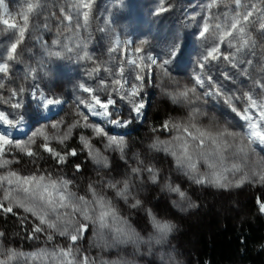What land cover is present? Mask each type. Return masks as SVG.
<instances>
[{"label": "rangeland", "instance_id": "374dc122", "mask_svg": "<svg viewBox=\"0 0 264 264\" xmlns=\"http://www.w3.org/2000/svg\"><path fill=\"white\" fill-rule=\"evenodd\" d=\"M6 1L14 11L21 3L28 6L32 2ZM83 1L64 0L72 23L64 33L47 32L51 39L41 40L42 66L49 70V78L29 83L24 90L27 94L18 93L10 100L9 109L0 108L6 113L22 112L24 116L21 128L5 125L0 130L9 131L13 140L12 144H0V205L12 207V212H5L0 207V216L13 214L17 227L26 220L35 221L31 233L26 234L21 228L14 232V239L25 240V248L6 253L2 245H5L7 236L0 237V264L5 261L7 264H81L84 257H87L88 264H185L177 244V217L206 207L213 193L220 189L234 192L241 188L247 191L264 188V181L259 179L264 175V142L253 135L254 131L264 133V48L257 49L252 37L254 34L264 40V29L260 28L264 23V0H241L240 5L235 0H163V5L160 0H93L97 21H106L115 32L116 41L112 48L106 46L109 35L105 33L99 35L98 46L93 44L91 34L98 33L99 26L95 21L94 29L85 30ZM162 6H167L168 10L157 15ZM233 22L237 24L236 29L231 28ZM205 23L208 29L200 37L198 33ZM241 26L245 29L243 33L238 32ZM34 31L36 35H43L40 28ZM153 33L155 38L151 45ZM121 36L129 42L126 51L131 61L136 65L141 63L140 68L120 61L110 65L118 52ZM176 40L186 48L183 63L167 65L166 74L155 65L148 67L147 56L158 61L165 59ZM213 46L219 47V53L229 54L228 60L222 57L216 71L210 69V58L203 67L200 66ZM68 48L72 51L69 52ZM55 52L61 55L57 57ZM85 52L91 59L84 56ZM110 69L113 72L111 79L107 75ZM68 71H72V78H68ZM212 72L215 78L210 84L208 80ZM137 73L144 76L143 83L136 80ZM121 75V84H116L115 80ZM197 77L204 81L203 86L196 82ZM81 83L92 88L93 94H98L102 100L111 93L122 119L128 118L132 102L136 101L144 104L143 115L124 128L106 124L80 103L81 99L91 101L89 93L79 88ZM140 84L142 87L137 89V95L121 98L132 91L131 85ZM35 86L49 98H60L62 103L49 110L42 109L31 95ZM217 89L219 95L204 94ZM184 91H188L187 97L179 95ZM249 96L256 101L255 104L248 100ZM17 101L22 107L12 108V103ZM233 107L236 112L232 111ZM153 113H159L160 120L152 127L156 134H149ZM83 115L88 116L87 123L103 127L110 136L123 138L126 144L123 153L119 149H106L107 137L96 136L92 128L84 127ZM250 123L255 129L249 127ZM54 124L58 126L52 127ZM79 126L82 131L77 133ZM41 131L43 135L39 134ZM65 135L68 139L61 143ZM81 136L89 139L90 148H84ZM153 144L157 147H150ZM45 145L64 155L65 162L58 163V157L46 151ZM78 145L88 153H99L95 159L88 154L85 162L80 163V171L69 162L71 150H76L78 155ZM173 151L191 156L196 170L178 166ZM37 157L47 166L39 168ZM100 157H107V167L96 162ZM149 167L156 171L155 182L151 179L152 173L146 170ZM133 169L140 171L134 172ZM33 176H44L45 179L39 184L36 181L26 185L21 183ZM197 176L204 177L205 182L197 184L193 179ZM217 177L227 187L208 182L209 178ZM8 180L13 183L9 184ZM64 180L69 181L66 189L61 184ZM241 180L243 183L237 187ZM125 182L129 185L127 190L123 188ZM53 183L57 186L53 187ZM113 184L116 186L112 187ZM169 184L180 187L185 197L182 199L168 191L165 185ZM24 187L29 188L28 193L22 190ZM121 192L124 195H120ZM81 196L84 197L82 202L78 200ZM100 196L106 201L104 206L95 202ZM49 197L53 201L51 206L47 204ZM136 199L141 204L132 207ZM215 201L219 203L217 198ZM73 203L76 208L86 210L91 219L83 221L82 213L74 210ZM190 204L196 207H189ZM25 208L32 210L25 211ZM221 209L216 211L220 213ZM13 210H19L23 215H17ZM148 210L157 220L175 224L167 239L160 244L155 238L162 236L154 228ZM40 217L45 220L43 225ZM80 221L88 228L73 242L70 235L75 234L74 229ZM102 223L106 226L101 227ZM49 224L55 227L49 228ZM38 226L40 232L35 231ZM61 232L65 234L61 235Z\"/></svg>", "mask_w": 264, "mask_h": 264}, {"label": "trees", "instance_id": "16d2710c", "mask_svg": "<svg viewBox=\"0 0 264 264\" xmlns=\"http://www.w3.org/2000/svg\"><path fill=\"white\" fill-rule=\"evenodd\" d=\"M85 3L91 4L90 9L84 8ZM95 6L96 2L93 0L83 1V13L88 11L87 20L83 16V24L87 32L96 27L95 21L98 22L95 17ZM25 14L28 17L25 37L18 44L16 52L11 53L13 59L9 60L7 56L10 53L11 43L15 42L18 37V28L25 23L23 18ZM34 16H36L35 22L33 21ZM4 20H8L9 24H16L17 29L9 28L3 23ZM71 23L72 21L68 19V9L64 5V0H32L28 6L21 3L17 11H14L7 1L3 0L0 4V51H2L0 52V63H7L9 69L7 73L0 72V83L4 84V88H0V108H10L9 102L12 100L13 91L27 94V91L24 90L29 83H39L49 78V70L43 69L42 66L41 53L43 52L40 47H42L41 42L43 41L41 40L51 39V35L47 32L56 34V32L61 31L64 33V29ZM98 26V33L92 32L91 34L93 44L98 46L99 35L105 33V35H109V42L106 46L112 48L116 41L115 32L102 19H99ZM35 28H40L43 35H36ZM252 37L255 39L257 49L264 48V40H260V36L253 34ZM154 38L153 33L150 38L151 45H153ZM119 42L121 44L118 45L116 57L110 62L111 66H114L117 61L126 65L132 62L126 51V48L129 47L127 38L121 36ZM185 49L181 47L182 55L172 64L183 63ZM217 55L219 56L218 59L210 58L211 70L216 71L221 64L223 54L217 53ZM48 56H51V53ZM133 64L140 68L141 63ZM213 65L216 68H213ZM201 71L203 72V70ZM68 73L70 74L68 78H72V71H68ZM112 73L110 69L107 74L110 79ZM214 78L215 74L212 72L211 82L208 80V83L212 84ZM20 89H23V92H19ZM159 120V113H153L150 118L151 127L148 128L149 134H156L152 127ZM76 131L80 133L82 128L79 126ZM165 134L169 133L166 132ZM77 149L78 155L69 159V162L75 166L85 162L89 154L79 145ZM77 158L79 161H76ZM38 160L40 161L38 162ZM37 162L39 168L47 166L44 164L46 162H42L38 157ZM241 189L242 191H240ZM241 189L234 192L220 189L213 193L212 198L210 197L212 201L209 200L206 207L177 217L179 221L177 244L183 253L185 264H264V212H261L259 207L260 203L264 202V188L262 186L259 190L252 189L251 191ZM215 198L218 199L219 203L215 201ZM214 203L217 204V208L214 207ZM221 207L222 209L218 213L216 209ZM13 212L17 215H23L19 210H13ZM26 216L28 215L26 214ZM34 226L35 221L26 220L25 223L17 227L13 214L0 216V230L4 236H7L4 238L3 250L7 253L11 250L25 248L23 245L25 240L14 239V232L21 228L23 232L29 234ZM134 226L136 228L135 223Z\"/></svg>", "mask_w": 264, "mask_h": 264}, {"label": "snow or ice", "instance_id": "6c2138e0", "mask_svg": "<svg viewBox=\"0 0 264 264\" xmlns=\"http://www.w3.org/2000/svg\"><path fill=\"white\" fill-rule=\"evenodd\" d=\"M2 2H3V0H0V4H2ZM160 3H161V5H163V0H160ZM235 3L237 5H240L241 0H235ZM90 7H91L90 3H85L84 4V8L90 9ZM167 10L168 9L166 7L162 6L160 9L157 10L156 14L158 15L160 12L167 11ZM248 15H251V13H248ZM83 16H84L85 20H87L88 11H85L83 13ZM23 18H24L25 23L23 24V26H20L18 28V37L15 40V42L11 43L10 53L7 56V58L9 60L13 59V56L11 55V53H15L16 52L18 44L25 37V29L27 28L28 17L25 14ZM245 19H247V17H245ZM3 23L8 25L9 28L17 29V25L16 24H9L8 20H4ZM77 26H79V21H77ZM231 28L232 29H236L237 28L236 22H233L231 24ZM260 28L264 29V23L260 24ZM207 29H208V25H207V23H205L203 30L200 31L198 33V35L200 37H203L204 33L207 31ZM244 31H245V29H244L243 26H241L238 29L239 33H243ZM228 35H231V32H229ZM53 43L55 44L57 42L53 41ZM231 46H232L231 41H229V47H231ZM181 47H182V45H181L180 41L176 40V41H174L172 43L171 47L168 49L167 57L165 59L158 61L157 58H154L151 55L147 56V61H150V64L148 65V67H151L152 65H155V66L159 67L160 69L165 70V74H166V66L171 64V63H173L174 60L177 61L178 57L180 55H182ZM239 50L240 49L237 48V51H239ZM68 51L71 52L72 49L68 48ZM137 51H139V49H137ZM219 52H220L219 47L213 46L211 48V50L208 51L207 54L203 57V61L200 62V66L203 67L204 66V62L208 61L209 58L218 59L219 56L217 55V53H219ZM54 55L59 57L61 55V53L60 52H55ZM84 56L87 57L88 59H91V57H88V54L86 52L84 53ZM223 59L224 60H228L229 59V54H223ZM131 63H135V62L132 61ZM249 63H250V61H249ZM8 69H9V65L7 63H0V72L7 73ZM141 71H143V69ZM120 72L122 73L123 69H121ZM226 78H228V77L226 76ZM122 79H123V77L121 75L120 78L115 80V83L116 84H121V80ZM136 80H139V81H141L143 83L144 76H142L139 73H137ZM124 82L127 83L126 80ZM196 82L198 84H200L201 86H203V84H204V81L200 77H197V81ZM209 82H211V78L210 77H209ZM262 86H264V84H262ZM130 87H131L132 91L128 92V93H125L121 97L122 99H128L129 96L137 95L138 94L137 93V89L142 87V84H140V85H131ZM0 88H4V84L3 83H0ZM79 88L82 91H84L86 93H89V95L91 97V101L90 102H86V99H81L80 103L83 104L84 107L88 109V112L92 116L99 117L106 124L114 125L115 127H118V128H124L128 124L132 123L133 119L138 120L143 115L141 110L144 108V104L142 102H140V101H136V102H132V108H131V110L129 112L128 118L127 119H122L121 118L122 117V113L117 111V109H116V103L117 102H116L115 98L111 95V93L102 100L101 97L98 94H93L94 90L92 88L86 86L84 83L79 84ZM97 91H99V90H97ZM189 91H194V89H190ZM19 92H23V89H20ZM117 94H119L118 90H117ZM204 94L205 95H219L220 93H219V90L217 89L216 92H208V91H206ZM17 95H18L17 91H13L12 92V96H17ZM31 95L37 100V102L39 103L40 107L42 109H44V110H49L50 108H52L54 106H59L62 103V101L58 97L49 98V96L45 95L44 92L39 90L38 86H35L34 90L31 92ZM179 95L182 96V97H187L188 91L181 92ZM174 99H175V97H174ZM248 100L251 101L253 104L256 103V101L251 96L248 97ZM11 107L14 108V109H19V108L22 107V105H21V103L19 101H17L15 103H12ZM232 111L236 112L237 109L235 107H233ZM245 111H247V110H245ZM133 113H134V116H133ZM262 116H264V113H262ZM243 118L244 119H249V117H247V116H244ZM83 120L85 122L83 126L84 127H88V128H92L96 136H105V137H107V141H106V144H105V148L106 149H112V150L119 149L120 152L123 153V150H124V148L126 146L125 140L123 138H117V137H114V136H110V135L107 134V132L104 130L103 127L98 126L96 124L87 123V121H88V116L87 115H83ZM23 124H24V116H23L22 112L6 113L4 110H0V130H2L3 126H5V125H7L9 128L19 129V128H21L23 126ZM57 126L58 125H56V124L52 125V127H54V128L57 127ZM174 126L175 127H180L179 125H174ZM73 127H75V125H73ZM164 127L167 128L168 125L165 124ZM249 127L255 129V125L251 124V123L249 124ZM68 131L70 133L71 132V128H69ZM35 134L36 133H33V135H35ZM39 134L43 135V132L41 131ZM201 135H204V133H201ZM228 135H235V134L234 133H228ZM253 135L257 136L262 142H264V133L259 132V131H254ZM10 137H11V133L9 131H0V144H12L13 140L10 139ZM47 139H48V137L45 136V140H47ZM67 139H68V135H65L62 138L61 143H63ZM80 140L83 143L84 148L87 149V148L91 147L89 139L86 138L85 136H81ZM16 146L19 147V144H17ZM150 147L156 148L157 145L153 144ZM45 150L49 151L53 156L58 157V163H64L65 162V156L61 155L58 152H56L54 149H50V148H48L47 145H45ZM69 154L71 156H76L77 152H76V150H71V152ZM89 154L92 155L94 159L96 158V156H99L98 152L95 153V154L90 152ZM28 155L31 156V155H33V153L28 152ZM172 155L176 157V163H177L178 166L186 167L190 171H195L196 170L195 163L191 162V156L185 157L183 154H177V152H175V151L172 152ZM96 162L97 163H103V165L105 167L108 166L107 157H100V159H98ZM4 163H7V161H5ZM75 167H76L77 171H80V167L81 166L79 164H77ZM146 170L148 172L152 173L151 179H152L153 182H155L157 180L156 171L153 168H151V167L147 168ZM133 171L134 172H138L140 170L139 169H133ZM10 175L11 176H16L15 173H10ZM5 179H7V178L5 177ZM44 179H45L44 176H40L39 178L33 176V177H30V178H25L21 183L26 185V184H31L32 181H36L37 184H39V182L44 181ZM193 179L195 180V182L197 184H203L205 182V178L204 177L197 176V177H193ZM259 179L261 181H264V175H260ZM17 181L19 182V177H17ZM208 182L209 183H215L217 186H220V187H227L226 184H221L220 183V179L218 177L217 178H209ZM8 183L11 184V183H13V181L12 180H8ZM68 183H69V181H67V180H64V181L61 182L62 186L65 189L67 188ZM241 183H243L242 180L238 181L236 186L239 187ZM52 186L56 187L57 185L55 183H53ZM111 186L115 187L116 185L113 184ZM128 187H129L128 183L125 182L124 185H123V188L125 190H127ZM165 187L167 188L168 191L178 194V196L180 198L183 199L185 197V192L182 191L180 187H178V186L177 187H172L170 184L169 185H165ZM22 190L25 193L29 192V188H27V187H24ZM119 194L120 195H124L123 192H121ZM93 195L94 196L96 195L94 190H93ZM5 199H7V196H5ZM69 199L71 200V196H69ZM60 200L63 201L64 197L61 196ZM78 200L82 202V201H84V197L81 196V197L78 198ZM95 202L99 203L101 206H104L106 204V201L104 200V197H102V196L98 197V199ZM52 203H53V201L49 197L48 200H47V204L49 206H51ZM173 203L175 204V201H173ZM140 204H141V201L139 199H136L135 202L132 204V207H137ZM61 206L63 207V206H66V205L61 204ZM0 207H2L5 212H12V207L11 206L4 207L3 205H0ZM41 207H43V205H41ZM72 207L74 208L75 211H80L82 213L83 221H87V220L91 219L89 217L87 211L84 210L83 208H76L75 203L72 204ZM191 207H196V205H191ZM259 207H260V211L264 212V202H261ZM31 210L32 209H30V208H25V211H31ZM148 215L151 217L152 224H153L154 228L156 229V231L162 237H166L172 231L173 224H171L170 222H166V221L162 222L160 220H157L156 217L151 213L150 210H148ZM101 220H103V215L101 216ZM83 221H80L78 223V225H77V228L74 229V233L75 234H71L70 235L71 241H73V242L77 241L79 238H81V233L83 231L87 230L88 225L83 223ZM44 223H45L44 218L40 217V224L43 225ZM105 226H106L105 224H103V223L101 224V227H105ZM48 227L52 228V227H55V225L54 224H49ZM35 231L36 232H40L41 228L38 226L35 229ZM121 231H123V230H121ZM60 234L64 235L65 233L61 232ZM124 235L127 236V237L131 236L130 233H124ZM3 236H4V233L0 232V237H3ZM49 239H51V236H49ZM116 239L120 240L119 237H117ZM4 264H7V262L5 261ZM81 264H88L87 257H84L82 259Z\"/></svg>", "mask_w": 264, "mask_h": 264}, {"label": "clouds", "instance_id": "9594fccd", "mask_svg": "<svg viewBox=\"0 0 264 264\" xmlns=\"http://www.w3.org/2000/svg\"><path fill=\"white\" fill-rule=\"evenodd\" d=\"M191 205H195V204H190L189 207H191ZM173 228H175V224H173ZM167 239V236L166 237H160V238H155V242L157 244H160L161 242L165 241ZM150 255V253H149Z\"/></svg>", "mask_w": 264, "mask_h": 264}]
</instances>
